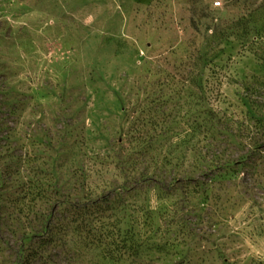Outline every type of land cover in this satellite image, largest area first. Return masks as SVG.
<instances>
[{
	"label": "rangeland",
	"instance_id": "1",
	"mask_svg": "<svg viewBox=\"0 0 264 264\" xmlns=\"http://www.w3.org/2000/svg\"><path fill=\"white\" fill-rule=\"evenodd\" d=\"M0 264H264V0H0Z\"/></svg>",
	"mask_w": 264,
	"mask_h": 264
},
{
	"label": "built area",
	"instance_id": "2",
	"mask_svg": "<svg viewBox=\"0 0 264 264\" xmlns=\"http://www.w3.org/2000/svg\"><path fill=\"white\" fill-rule=\"evenodd\" d=\"M217 3H219V2H217Z\"/></svg>",
	"mask_w": 264,
	"mask_h": 264
}]
</instances>
